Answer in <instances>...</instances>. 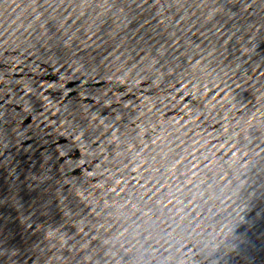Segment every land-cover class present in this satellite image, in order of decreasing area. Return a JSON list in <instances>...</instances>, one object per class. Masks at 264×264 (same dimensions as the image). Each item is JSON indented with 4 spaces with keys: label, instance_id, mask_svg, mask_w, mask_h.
Segmentation results:
<instances>
[{
    "label": "water",
    "instance_id": "95a60500",
    "mask_svg": "<svg viewBox=\"0 0 264 264\" xmlns=\"http://www.w3.org/2000/svg\"><path fill=\"white\" fill-rule=\"evenodd\" d=\"M0 264H264V0H0Z\"/></svg>",
    "mask_w": 264,
    "mask_h": 264
}]
</instances>
